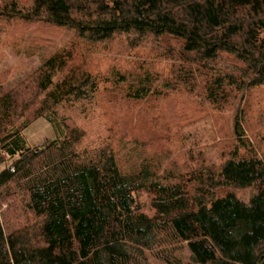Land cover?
Listing matches in <instances>:
<instances>
[{"label": "trees", "instance_id": "obj_1", "mask_svg": "<svg viewBox=\"0 0 264 264\" xmlns=\"http://www.w3.org/2000/svg\"><path fill=\"white\" fill-rule=\"evenodd\" d=\"M15 19L120 40L155 64L95 76L73 46L0 81V264L171 263L182 246L198 264H264V0H0V35ZM101 87L133 104L137 146L170 157L183 131L188 167L144 157L125 172L109 137L66 116L61 136L28 146L33 121L66 106L87 118ZM180 92L207 109L175 126L163 101ZM215 113L230 114L228 129Z\"/></svg>", "mask_w": 264, "mask_h": 264}, {"label": "rangeland", "instance_id": "obj_2", "mask_svg": "<svg viewBox=\"0 0 264 264\" xmlns=\"http://www.w3.org/2000/svg\"><path fill=\"white\" fill-rule=\"evenodd\" d=\"M2 27L4 31L0 35V81L10 84L28 78V75L54 52L73 46L80 47L79 52H81L83 60L81 61V58H79V63L85 64L87 70L91 71L95 76L109 75L112 70H133V66L145 60H148L150 64H155L150 61L153 57L141 55L135 58L130 55L129 48L124 45L123 41L120 42L119 40V42L110 44V46L88 44L74 29L64 26H53L44 22H27L15 19L9 25ZM156 64L162 67L165 66V62H156ZM101 92L96 108L92 107L93 103L82 106V108L86 107L88 110L85 115L87 118L78 114L80 108L74 110L71 109V106H66V108L60 110L59 115L54 114L50 120L48 118H39L33 121L23 133L28 146H36L61 136L66 130V125L61 122L60 117L64 118L66 116L65 120H67L66 122L70 129L81 125L87 129V133H89L91 138L95 135L97 138L100 135L105 138L109 137L117 153L118 163L125 172L137 171L144 157H154L156 160H162L164 166H172L176 171H181L188 167L186 148L180 141L183 131L181 132L176 128V134L173 137L174 140L178 141L179 150L170 157L154 154L152 151L154 150L153 146H147L152 150L143 146L139 147L134 142L135 128L138 126H134V119L128 116L135 117L133 104L126 102L127 100L119 92L118 88L101 87ZM200 106L207 109L206 103L203 102L201 104L199 99L191 97L185 92L173 94L163 101L164 115L175 126L181 122L182 114L195 116ZM229 115V113L213 114V119L218 118L219 120L215 127H222L224 130L228 129ZM90 125L91 128H89ZM141 125L138 130L140 128L144 129V126ZM125 131L129 132L127 138L123 137ZM0 157H3L1 152ZM4 160L7 161V157H4ZM5 166V163L0 161V171ZM140 199L144 204L145 210L150 212L149 195L144 192ZM149 257L151 264H198L193 261L191 253L186 246H182L174 253L171 263Z\"/></svg>", "mask_w": 264, "mask_h": 264}]
</instances>
